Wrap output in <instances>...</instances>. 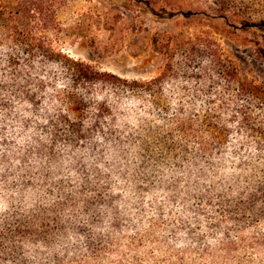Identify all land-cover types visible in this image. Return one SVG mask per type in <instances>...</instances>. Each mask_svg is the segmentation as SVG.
I'll return each instance as SVG.
<instances>
[{
  "label": "rangeland",
  "instance_id": "obj_1",
  "mask_svg": "<svg viewBox=\"0 0 264 264\" xmlns=\"http://www.w3.org/2000/svg\"><path fill=\"white\" fill-rule=\"evenodd\" d=\"M57 17L53 45L70 57L161 80L151 94L111 100L119 147L103 167L123 232L72 264H264V199L254 211L234 202L249 199L264 142L239 130L233 90L206 56L211 45L264 89V0H65ZM215 134L222 147L209 158L198 143L215 147Z\"/></svg>",
  "mask_w": 264,
  "mask_h": 264
},
{
  "label": "trees",
  "instance_id": "obj_2",
  "mask_svg": "<svg viewBox=\"0 0 264 264\" xmlns=\"http://www.w3.org/2000/svg\"><path fill=\"white\" fill-rule=\"evenodd\" d=\"M64 1L0 0V264H72L123 232L119 213L110 211L116 200L103 167L119 147L111 100L151 94L161 82L127 80L55 47ZM206 53L233 90L239 130L264 142V89L238 79L211 45ZM254 106L263 122L252 117ZM211 141L215 147L198 143L209 158L222 147L220 136ZM257 169L249 199L234 200L251 201L252 211L264 199V168Z\"/></svg>",
  "mask_w": 264,
  "mask_h": 264
}]
</instances>
